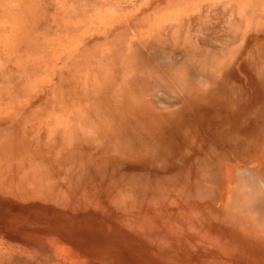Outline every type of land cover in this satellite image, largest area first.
<instances>
[{"label":"rangeland","instance_id":"rangeland-1","mask_svg":"<svg viewBox=\"0 0 264 264\" xmlns=\"http://www.w3.org/2000/svg\"><path fill=\"white\" fill-rule=\"evenodd\" d=\"M42 1L0 0V264H264L260 220L250 218L254 237L237 239L236 222L218 223L222 203L252 205L242 184L218 198L214 181L183 189L156 176L167 161L155 157L177 140L164 143L167 122L149 111L122 108L132 77L125 67L140 54L132 43L142 34L174 31L199 46L210 38L202 47L216 53L227 47L224 65L212 66L224 86L237 88L233 72L245 80L233 69L246 57L247 70L264 73V0ZM196 78L186 88L210 89ZM186 88L168 91L174 105L165 111L181 112L195 94ZM150 143L162 145L134 152ZM252 151L262 165L264 145ZM215 194L210 220L200 196Z\"/></svg>","mask_w":264,"mask_h":264},{"label":"bare ground","instance_id":"bare-ground-1","mask_svg":"<svg viewBox=\"0 0 264 264\" xmlns=\"http://www.w3.org/2000/svg\"><path fill=\"white\" fill-rule=\"evenodd\" d=\"M41 3L48 8L52 5L61 6V0H43ZM239 13L232 9L229 14L237 17ZM241 19L236 22L233 18L231 22L240 23ZM178 26L179 24H176V28ZM137 38V42L132 45L136 47L135 52L140 53L139 57L131 58L129 67H125L126 70L130 69L128 72L132 77L128 80L131 89L124 95L123 111H149L152 121H166L165 130L161 128L164 133L163 141L171 136L179 145L177 149L172 144L168 150L163 151L162 158L155 157L157 160L167 161L159 163L163 166L155 175L162 176L169 183L176 182L182 185L183 189H190L194 183L195 188H200L203 181H214L218 198H221V192L224 193L226 186L233 182L241 183L246 197L253 198L252 205L245 207L236 204V209H232L235 204L222 203L218 207L222 213V217H218V223L224 220L236 222L239 225L236 227L238 232L233 238H240L241 235L254 237L248 225H254L255 222L250 218L255 217V220L264 224V159L261 161L262 165H254L251 160L253 156L256 157L252 151L255 145L259 148L264 145V99L256 107L259 98H264V73L260 66H255L249 71L247 66L251 56L244 58L233 70L243 74L245 80L235 79L233 72L232 82L237 88L228 84L224 86V82L213 78L212 66L218 69L224 65V54H219L227 50V47L216 53L202 47L211 44L210 38L203 37L202 46H199L196 38H181V35L175 34L174 31L171 36L158 34L148 37L142 34ZM224 46L226 44H222L220 48ZM147 63L154 64L152 71L148 70ZM180 67L186 70L185 77L176 75ZM144 69L146 70L143 72ZM196 77H202L198 79L202 83L200 85L208 84L210 89L203 93L200 88L191 84L186 88L189 80H197ZM152 84L153 87L150 86ZM178 85L182 89L194 90L195 94L193 93V97H184L182 113L165 111V108L174 105L170 101L173 97L168 91ZM135 94L149 98L147 103L140 104L138 101L142 102V98L132 100ZM172 131H178L179 134L175 136ZM161 145H140L134 152L140 149L151 150L153 147L159 149ZM212 160H216L215 165L209 169ZM216 194L200 196L199 204L203 205L204 209L205 205H210V220L216 217L217 212L212 205H216L220 200L216 198Z\"/></svg>","mask_w":264,"mask_h":264},{"label":"crops","instance_id":"crops-1","mask_svg":"<svg viewBox=\"0 0 264 264\" xmlns=\"http://www.w3.org/2000/svg\"><path fill=\"white\" fill-rule=\"evenodd\" d=\"M187 1H188V0H187ZM164 3H165V4H164ZM167 3H168L167 0H166L165 2L163 1V4H164V5H167ZM173 5H175V7H172ZM181 5H182V7H184L186 4H185L184 1H182V3H180V2H174L172 5H170V6H171L170 8H179L178 6L181 7Z\"/></svg>","mask_w":264,"mask_h":264}]
</instances>
